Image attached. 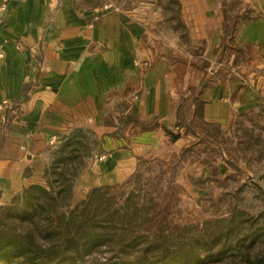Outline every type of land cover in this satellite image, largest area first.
<instances>
[{
    "label": "crops",
    "instance_id": "0c3cea01",
    "mask_svg": "<svg viewBox=\"0 0 264 264\" xmlns=\"http://www.w3.org/2000/svg\"><path fill=\"white\" fill-rule=\"evenodd\" d=\"M179 2L187 40L156 0L149 20L117 0H0V101L16 107L0 111L8 139L0 148L7 153L0 157L1 199L46 183L50 141L77 128L103 139V152L91 156L76 182L75 196L84 198L92 187L132 174L139 156L190 137L182 124L191 127L199 104L200 121L221 129L249 123L253 112L264 122V0ZM232 35L243 48L241 64L227 45ZM119 104L149 127L117 133ZM218 167L226 174L230 165ZM202 169L200 179L211 174Z\"/></svg>",
    "mask_w": 264,
    "mask_h": 264
},
{
    "label": "trees",
    "instance_id": "16d2710c",
    "mask_svg": "<svg viewBox=\"0 0 264 264\" xmlns=\"http://www.w3.org/2000/svg\"><path fill=\"white\" fill-rule=\"evenodd\" d=\"M162 5L168 20L175 22L172 27L187 40L179 0H166ZM235 25L232 22L229 26L234 29ZM233 37L228 39L227 45L240 53L234 64H241L246 61L241 53L243 48ZM117 110L122 114L116 116L123 125L117 131L121 136L124 137L128 128L149 127L134 112L124 114L125 105L119 104ZM201 118L202 105L199 104L191 127L182 124L185 132L206 139L213 131L222 133L220 127L203 123ZM248 121L250 125L244 121L236 124L247 139L240 145L245 154L259 153L261 159L264 156L263 115L253 112ZM106 123H114L113 114ZM102 140L89 128H77L60 137L44 174L46 184H30L0 206V264H210L215 263V258L220 261L225 258L228 264H264V213L254 216L235 210L229 217L216 221L231 227L220 235L210 234L203 239V244L210 248L223 241V249L203 259L184 253L180 248L153 254L155 248L162 247H149V243L141 246L148 240L149 230L136 229L137 219L129 202L131 196L127 195L124 204L119 203L118 185L92 187L85 199L73 204L77 179L89 158L95 152H103ZM209 140L206 141L213 143L211 138ZM258 190L264 194L261 188ZM103 247L109 248L113 255L106 262L91 263L89 256ZM228 250L231 253L228 254ZM149 253L156 256L149 259Z\"/></svg>",
    "mask_w": 264,
    "mask_h": 264
},
{
    "label": "rangeland",
    "instance_id": "374dc122",
    "mask_svg": "<svg viewBox=\"0 0 264 264\" xmlns=\"http://www.w3.org/2000/svg\"><path fill=\"white\" fill-rule=\"evenodd\" d=\"M156 1L164 4L166 0ZM117 2L121 8L135 9L140 18L149 20V3L152 0ZM247 124L250 125V122ZM220 130L222 133L212 132L210 138L213 143L206 141L210 138L185 132L190 137L165 148L160 154L151 157L149 154L139 156L137 169L120 182L103 184L118 185L117 194L121 204L125 203L127 195L130 194L129 202L137 219L136 229L149 230L148 240L141 246L149 243V247L163 248H155L153 254H165L175 250L174 248H180L184 253L207 258L223 249V241L210 248V245L203 244V239L210 234L220 235L227 227H231L216 221L229 217L235 210H243L254 216L264 213V194L258 190L261 188L264 192V156L260 159L259 153L243 152L240 143L243 144L247 139L237 130V125L231 129ZM5 132V127L0 124L1 149L8 141L7 136H4ZM201 133L206 134L204 131ZM262 136L264 137V133ZM58 143L59 139L50 141V152ZM3 156H7V153L0 152V157ZM219 162L230 165L226 174H221ZM202 168L211 169V174L200 179L201 171L203 177ZM196 189L203 192L195 193L193 190ZM15 195L8 200L1 199L0 196V206L11 201ZM85 197L86 195L84 198L75 196L74 189L72 203L81 202ZM108 249L103 247L89 256L90 262L108 261L113 255ZM155 256L149 253V259ZM210 264L228 262L225 258L221 261L215 258V263Z\"/></svg>",
    "mask_w": 264,
    "mask_h": 264
},
{
    "label": "built area",
    "instance_id": "2783aa9c",
    "mask_svg": "<svg viewBox=\"0 0 264 264\" xmlns=\"http://www.w3.org/2000/svg\"><path fill=\"white\" fill-rule=\"evenodd\" d=\"M216 67H220L222 66V63L217 62L215 64ZM232 73H234L241 81L245 82L246 79L244 77V75L239 72L238 68L232 67L231 69ZM11 111V112H16V107L14 106V104L12 103V101H10V99L5 98L2 101H0V111L4 112V111ZM55 139L51 140V142H54Z\"/></svg>",
    "mask_w": 264,
    "mask_h": 264
},
{
    "label": "water",
    "instance_id": "95a60500",
    "mask_svg": "<svg viewBox=\"0 0 264 264\" xmlns=\"http://www.w3.org/2000/svg\"><path fill=\"white\" fill-rule=\"evenodd\" d=\"M171 134L173 135V137H176V136H178V134H175V133H173V132H172Z\"/></svg>",
    "mask_w": 264,
    "mask_h": 264
}]
</instances>
